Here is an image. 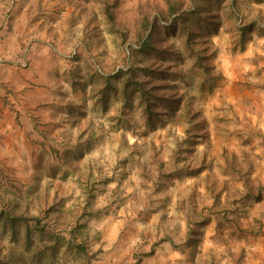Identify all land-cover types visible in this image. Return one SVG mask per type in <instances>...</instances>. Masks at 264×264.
<instances>
[{
	"label": "rangeland",
	"instance_id": "374dc122",
	"mask_svg": "<svg viewBox=\"0 0 264 264\" xmlns=\"http://www.w3.org/2000/svg\"><path fill=\"white\" fill-rule=\"evenodd\" d=\"M14 1L13 12L23 0ZM69 1L44 0V13L32 16L38 42L49 48L31 54V43L25 50L16 49L19 43L15 48L0 47V200H15L19 210L45 220L62 236L70 237L74 228L84 226L74 240L85 247V261L79 257L77 262L67 253L60 264H264V250L257 251L249 241L262 230L260 221L239 220L238 225L231 223L232 232H225L222 225L214 232L215 225L206 218L201 224L186 219L188 213L211 212L204 206L211 188L225 181L210 175L208 156H218L225 148L230 157L252 165L255 184H264L262 123L252 114L249 122L247 117L242 123L233 114L234 105L224 107L232 91L238 99L249 91L247 98L255 101L252 88L264 91V0L207 3L227 14L221 15L218 34L206 38L217 43L210 53L214 54L212 78L200 84L191 73L177 89L199 112L208 135L197 140L194 151L176 165L179 178L172 176L159 186L154 157L169 168L175 142L184 137L188 125L171 124L149 133L143 119L123 116L121 102L110 100L104 108L92 90H82L84 83H101L95 67L106 66L107 57L116 58V71L122 68L117 56L124 51L114 45L99 0L83 8ZM146 1L117 0L120 21L136 25ZM18 12L15 20L22 19L16 17ZM151 15L154 21L158 13ZM236 16L245 25L256 26L251 38L234 51L232 33L226 30L238 22ZM16 24L15 30L24 31L21 21ZM66 33L74 38H65ZM50 34L60 37L58 47L50 45ZM168 41L186 59L179 28ZM224 62L230 72L220 71ZM227 183L231 196L244 203L245 190H239L243 182ZM223 241L229 249H219ZM0 246L7 251L5 237L0 238ZM241 254L243 260L238 259Z\"/></svg>",
	"mask_w": 264,
	"mask_h": 264
},
{
	"label": "trees",
	"instance_id": "16d2710c",
	"mask_svg": "<svg viewBox=\"0 0 264 264\" xmlns=\"http://www.w3.org/2000/svg\"><path fill=\"white\" fill-rule=\"evenodd\" d=\"M43 1L23 0L22 4L16 8L17 10L15 9L19 11L16 17L21 16L22 19L15 20L16 11H12L15 1L0 0V47L7 49L20 45L21 47L16 49L25 50L31 43V54L40 47L49 48L47 47L49 44L42 43L41 45L38 42V32L32 25L33 17L45 11ZM89 1L91 0H70L69 3L75 8H83L88 5ZM99 2L101 13L110 28L109 31L114 35V45L116 44L119 50L124 51V56H117L121 58L117 64L123 66L116 71V58L107 57L104 60L106 66L95 67L97 78L102 79L101 83H99L100 80L84 83L82 90H92L94 96L97 97V103L104 108L108 106L110 100L115 99L121 102L123 116L131 114L134 121L143 119L142 126L149 133L171 124L186 123L188 125L184 137L175 142L172 150L173 159L169 168L166 167L168 165L165 162L154 157V161L158 164L156 170L158 177L155 183L159 186L163 180H169L172 176L179 178L181 172L176 165L194 151L197 140L200 139V142L207 138L205 121L201 119L199 112L186 102V97L177 88L179 82L185 80V77L191 73H194L192 75L196 76L200 84L210 81L213 75L211 59L214 55L210 53L217 43L206 38L212 33L218 34L222 23L220 22L221 15L227 16V14H220L223 12L222 8L212 7L215 0H154L152 2L147 0L144 4L146 8H140V15H138L136 25H133L135 26L133 30V27L120 21L116 13L117 0H99ZM211 2H213L212 5H207ZM219 2L220 0L217 4ZM232 7L236 9L235 2L232 3ZM154 11H157L158 15L153 21L151 13ZM236 17L240 24L236 22L226 30L232 33L234 51L251 38L256 26L254 24L245 25L242 18ZM38 18L40 17L35 19ZM18 21H21L24 31L15 30ZM178 28L183 36L186 59H182L168 41V36L175 35ZM49 36L52 39L50 45L58 47L60 41L58 34ZM25 37L26 41L23 40ZM65 38L73 39L74 34L66 33ZM121 46L127 47L120 49ZM76 55L75 53L72 59ZM127 123L130 122L127 121ZM227 151L226 148L223 157L226 168L230 170L232 183L243 182L244 199H253L255 203L262 201L264 184H255L251 179L252 165L248 166L240 162L235 156L230 157ZM147 172L145 170L144 175L152 180L150 173ZM227 190L231 192L228 186ZM219 197L220 195L216 196L217 200ZM3 199L0 200V238L5 237L9 242V247L4 252V248L0 246V264H60L67 253H70L77 262L79 257H84L85 261V247L82 244H76L74 240L82 232L84 226L74 228L70 237L62 236L45 220L19 210L15 200L4 201ZM234 203L236 205L238 202ZM221 209H223V216L218 220L217 229H220L221 225L226 227L228 221L238 225L239 210L232 213L234 216H230L226 213L228 209H225L224 205ZM203 214L188 213L186 219H192L196 224L206 223L203 222ZM239 256L238 259L243 260V255ZM242 264H247V261Z\"/></svg>",
	"mask_w": 264,
	"mask_h": 264
},
{
	"label": "crops",
	"instance_id": "0c3cea01",
	"mask_svg": "<svg viewBox=\"0 0 264 264\" xmlns=\"http://www.w3.org/2000/svg\"><path fill=\"white\" fill-rule=\"evenodd\" d=\"M221 66L224 67V71H222L223 69H220L221 72L231 71V69H228L227 62L222 63ZM252 89L254 90L253 91L255 94L254 97L257 101L249 100L247 98L248 96L247 92L249 91L245 90L246 94H244V97L242 99H238V97H236V95L232 91L230 95L228 96V98L225 99V102H227L229 105L224 106V107H229V106L234 105L235 112L233 114L235 115L236 119L240 120L242 123H243V120H246L247 117L249 118V120L248 121L246 120V122H249L251 118V114H252L253 116L252 119L253 118L259 119L260 122L262 123L261 127L264 130V105L261 104V102L264 101V91L263 89H257V90L255 88H252ZM246 98L249 101H247ZM231 141H232L231 143H233L234 140L232 139ZM223 156H224V149L222 150L221 154L218 156H215L213 158L208 156V160L212 162V166L211 168H209L210 175H212L214 178L224 179L225 183L219 184L217 186L216 185L212 186L208 200H206L204 204V206L207 205L210 208L211 212H209L208 214L206 212L205 213L203 212L204 214L202 215V219L206 218L207 219L206 222L208 221L209 225H215L216 229H213L214 232L220 230V229H217V223H218V220L222 219L223 209L221 208H222V205H224L225 209H228L226 213H228V215L230 216L231 215L234 216L232 213H234L236 210H239L240 215L238 216L241 222L246 221L245 223L249 224L251 223L250 221L253 218L256 219L257 221H260L259 224L262 230H259L258 232L257 231L254 232L253 235L247 233V236H248V239H250V237L252 236L249 241L250 243L254 242L255 245H257L258 247L257 251H263L264 250V231H263L264 230V194H263V200L258 203H255L253 199L247 198L246 201H244V203L238 202L235 205L234 202L238 200H236L237 198H233L231 194H229L230 192L227 190V186H226L228 184L227 180L231 182V184H232V181H231L230 170L226 168V162ZM205 171L207 170L205 169L204 171H202V173H204ZM242 189H243V186H240L239 190H242ZM212 192H213V195H212ZM217 195H220L219 200H217L216 198ZM231 223L232 221H228V225L224 227L223 229L225 232L227 230H230V232L233 231L231 230L232 229ZM249 235L251 236L249 237ZM213 244H214V241H213ZM218 244H219L218 245L219 249H229L225 241L218 243ZM249 247L251 246L248 245V248ZM221 260L222 259L220 258L219 262H221Z\"/></svg>",
	"mask_w": 264,
	"mask_h": 264
}]
</instances>
